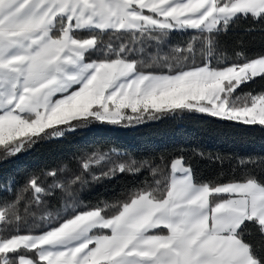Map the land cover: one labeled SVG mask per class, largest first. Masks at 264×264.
Here are the masks:
<instances>
[{
	"label": "snow or ice",
	"instance_id": "obj_1",
	"mask_svg": "<svg viewBox=\"0 0 264 264\" xmlns=\"http://www.w3.org/2000/svg\"><path fill=\"white\" fill-rule=\"evenodd\" d=\"M241 18L264 23V0H0L3 156L24 150L25 137H62L93 122L127 127L156 119L157 113L202 114L264 127V92L236 91L256 77L264 79V57L223 67L210 60L181 65L187 59L183 53H195L189 43L174 50L181 55L153 57L151 63L129 59L127 45L90 59L102 51L101 36L108 30L133 41L158 42L173 30H197L211 57L213 36ZM81 30L88 38L79 37ZM153 65L167 71L145 70ZM95 155L100 160L108 153ZM92 159L82 165L89 174ZM143 166L118 163L102 175L134 173ZM172 170L163 194L144 187L112 215L106 204L73 208L74 215L47 230L21 234L26 221L17 204L24 193H31L28 205L37 206L53 189L71 195L62 183L44 187L30 177L14 202L0 206V232L16 228L0 235V264H264L244 239L250 227L264 237V182L249 176L243 182L197 183L179 159ZM77 180L87 183L79 176L71 183Z\"/></svg>",
	"mask_w": 264,
	"mask_h": 264
},
{
	"label": "trees",
	"instance_id": "obj_2",
	"mask_svg": "<svg viewBox=\"0 0 264 264\" xmlns=\"http://www.w3.org/2000/svg\"><path fill=\"white\" fill-rule=\"evenodd\" d=\"M78 35L85 39L89 34L82 30ZM213 41V54L206 57L205 42L197 30H173L161 42L133 41L128 35L106 31L101 36L102 51L90 59L104 58L118 51L121 45H127L132 49L129 59L151 63L153 57L181 55L174 50L187 49L192 43L195 53H183L187 59H181V65H201L209 60L216 67L242 64L246 60L264 57V23L241 18L215 34ZM172 63L176 61L172 60ZM145 70L159 72L167 71V68L153 65ZM236 91L253 95L262 93L264 79L256 77ZM155 115L156 119L127 127L93 122L66 131L62 137H25V149L14 156H3L0 147V206L14 202L32 176L38 177L44 187L54 182L64 184L71 195L58 188L53 189V194L37 206L28 205L31 199L29 192L24 193V198L17 204L19 214L26 221L19 227L21 234H38L47 230L49 224L54 225L88 207H104L106 204L109 207L105 211L112 215L120 202L144 187L155 188L158 195L163 194L162 190L169 183L171 163L178 159L192 170L197 183L243 182L249 176L264 182V127L224 122L202 114ZM104 153L108 156L98 160L95 154ZM89 156L93 157L91 174L82 167ZM132 161L144 166L134 173L117 172L111 177L102 175L115 164ZM49 172H55L56 176L47 175ZM78 176L87 183L82 185L79 180L71 183ZM93 176L100 179L94 180ZM156 181L160 184L157 185ZM47 213L52 215L47 216ZM15 230L14 225H9L0 235H11ZM244 239L259 256L264 257V237L256 228L250 227Z\"/></svg>",
	"mask_w": 264,
	"mask_h": 264
},
{
	"label": "crops",
	"instance_id": "obj_3",
	"mask_svg": "<svg viewBox=\"0 0 264 264\" xmlns=\"http://www.w3.org/2000/svg\"><path fill=\"white\" fill-rule=\"evenodd\" d=\"M188 30V29H187ZM82 31V30H81ZM108 31H111V30H108ZM181 161V160H180ZM181 163L183 164V161H181ZM184 165V164H183ZM185 166V165H184ZM186 167V166H185ZM174 175L173 173V170H172V163H171V166H170V177H169V182H170V179L171 177ZM175 175H179V173H175ZM154 231H160V230H154ZM165 233L167 230H163Z\"/></svg>",
	"mask_w": 264,
	"mask_h": 264
}]
</instances>
